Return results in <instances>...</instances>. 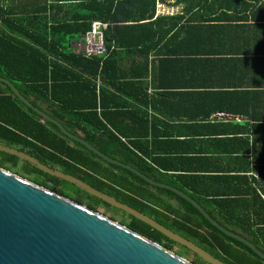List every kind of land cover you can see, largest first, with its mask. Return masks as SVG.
<instances>
[{"label":"trees","instance_id":"1","mask_svg":"<svg viewBox=\"0 0 264 264\" xmlns=\"http://www.w3.org/2000/svg\"><path fill=\"white\" fill-rule=\"evenodd\" d=\"M181 3L180 15L156 17V0H0V77L14 84L33 106L70 133L148 178L183 191L209 217L249 238L264 251V202L253 186L255 178L251 179L247 194L234 191L206 194L202 177L190 184L191 177L187 175L161 171L180 168L160 162L156 149L159 137L155 134L161 121L163 91L171 94L166 90L192 85L187 78L176 82L163 72L184 68L191 60L224 69V75L212 78L210 84L230 90L232 95L247 96L242 97L243 103L239 99L225 100L201 115V119L212 113L247 117L253 122L263 119L264 0H181ZM224 8L233 12L230 15L215 12ZM222 19L236 26L218 27L216 24ZM97 21L108 24L104 32L107 54L86 57L75 45ZM216 27L234 29L233 35L250 33L257 41L250 47L253 56L198 58L202 51L193 52L190 39L194 35L206 36L208 28ZM151 55L156 60H149ZM195 85L199 87L202 83ZM149 86L153 87V94L148 93ZM245 86H252L251 92L250 88H242ZM255 89H260L259 109ZM257 127L252 126V135H256ZM0 144L82 180L185 236L227 264H264L248 246L211 226L173 192L148 185L134 174L103 161L52 124L43 122L1 81ZM0 168L94 212L101 206L113 221H117L119 211L122 213L119 223L131 231L172 251L178 245L183 253H177L194 264H209L162 232L14 156L0 152ZM240 180L231 177L226 184L236 181L231 184L237 187Z\"/></svg>","mask_w":264,"mask_h":264},{"label":"water","instance_id":"2","mask_svg":"<svg viewBox=\"0 0 264 264\" xmlns=\"http://www.w3.org/2000/svg\"><path fill=\"white\" fill-rule=\"evenodd\" d=\"M84 38L82 37V40ZM82 44V42H81ZM13 94L43 122L82 145L103 161L122 168L148 185L173 192L189 204L211 226L248 246L264 260V251L249 238L220 225L183 191L148 178L135 168L101 153L81 137L67 131L59 122L33 106L7 79L0 77ZM0 152L29 163L39 171L74 185L112 208L162 232L186 246L209 264H227L185 236L161 225L153 218L123 205L82 180L52 169L18 149L0 144ZM0 264H194L161 244L139 235L94 211L53 193L31 181L0 168Z\"/></svg>","mask_w":264,"mask_h":264},{"label":"crops","instance_id":"3","mask_svg":"<svg viewBox=\"0 0 264 264\" xmlns=\"http://www.w3.org/2000/svg\"><path fill=\"white\" fill-rule=\"evenodd\" d=\"M215 12L230 15L233 11L224 8L217 9ZM222 20L224 21L216 24L218 27L236 26L228 23L227 19ZM218 27L215 30L208 28L206 36L197 38L194 35L190 39L192 40L191 50L193 52L202 51V55L198 58H251L253 56L250 47L256 45L257 41L250 33L233 35L234 29ZM82 41L81 39L75 45L78 49ZM192 58L196 57L192 56ZM149 60H156V57L151 55ZM247 68H251L249 61ZM255 70L256 73L259 72L258 68ZM224 73V69H216L215 64L206 66L203 62L198 63L195 60L187 62L184 68L163 72L165 76L173 77L176 82L187 78L186 80H190L192 85L169 88L166 91L171 94H165L164 90L160 96L162 113L159 117L161 121L155 129V134L159 137L156 141L158 157L163 165L167 167L174 165L180 168L161 169V171L175 176L187 175L191 177L188 178L190 184L202 177L201 181L205 184L203 189L206 194L225 191L247 194L250 190L249 183L254 177L253 186L264 202V86L262 87V120L253 122L247 117L228 114L216 117V113H212L208 118H200L201 115H206L215 105L222 104L225 100L229 99L231 102V98L239 99V103H243L242 97H247L243 93L232 95L229 93L230 90L219 89L210 84L212 78L221 77ZM248 76L251 81V76ZM148 80H151V77H148ZM255 81H258L257 76ZM195 83H202V85L198 87ZM242 88L252 90V86ZM147 89L148 93L153 94L152 86ZM242 91L238 90V92ZM259 91L260 89H255L257 109L260 106ZM259 115L257 112L256 116L259 117ZM253 125L258 126L255 129L256 135H252ZM259 126L262 128L260 129ZM231 177L242 178L239 181L241 183L235 187L231 183L236 181H230L227 185Z\"/></svg>","mask_w":264,"mask_h":264},{"label":"built area","instance_id":"4","mask_svg":"<svg viewBox=\"0 0 264 264\" xmlns=\"http://www.w3.org/2000/svg\"><path fill=\"white\" fill-rule=\"evenodd\" d=\"M181 0H156V17H175L182 12ZM108 24L94 22L91 31L84 37L80 51L86 57H104L107 54V48L104 40V32ZM216 117L226 116L217 113Z\"/></svg>","mask_w":264,"mask_h":264},{"label":"rangeland","instance_id":"5","mask_svg":"<svg viewBox=\"0 0 264 264\" xmlns=\"http://www.w3.org/2000/svg\"><path fill=\"white\" fill-rule=\"evenodd\" d=\"M79 41H81V39H78ZM10 172V171H9ZM10 173H12V172H10ZM27 180V179H26ZM83 206V205H82ZM85 207V206H84ZM95 213H97V214H99V215H101V216H103V217H105V218H107V219H109V213H108V211L105 209V208H103V207H101V206H99L98 208H97V211L95 212ZM122 215V213H120L119 211H117V221H113V222H115V223H118L119 225H121L120 223H119V220L122 218V217H120V215ZM109 220H111V219H109ZM121 226H123V225H121ZM125 227V226H124ZM178 251H181L182 253H183V250L178 246V245H175V251H173V252H175V253H177ZM178 254V253H177ZM180 255V254H179ZM182 256V255H181ZM185 258V257H184ZM188 258V257H187ZM186 258V260H188ZM189 261V260H188Z\"/></svg>","mask_w":264,"mask_h":264}]
</instances>
